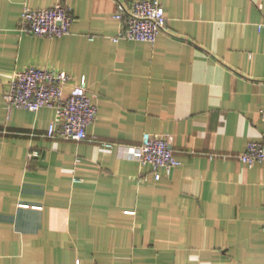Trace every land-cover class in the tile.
Returning <instances> with one entry per match:
<instances>
[{
	"label": "crops",
	"instance_id": "1",
	"mask_svg": "<svg viewBox=\"0 0 264 264\" xmlns=\"http://www.w3.org/2000/svg\"><path fill=\"white\" fill-rule=\"evenodd\" d=\"M65 1L70 34L46 38L22 14L58 0H0V264H264V163L238 158L264 141V1L159 0L154 45L114 39L138 0ZM28 67L86 80V140L48 137L54 109L7 112ZM146 132L174 137L160 180L128 152Z\"/></svg>",
	"mask_w": 264,
	"mask_h": 264
},
{
	"label": "built area",
	"instance_id": "2",
	"mask_svg": "<svg viewBox=\"0 0 264 264\" xmlns=\"http://www.w3.org/2000/svg\"><path fill=\"white\" fill-rule=\"evenodd\" d=\"M264 1V0H262ZM115 17L124 27L114 38L115 41H141L154 45L160 33L167 30V17L164 6L159 0H138L131 3L117 2ZM74 16L65 0L49 8L34 9L26 6L22 14L21 30L31 35L46 38H61L71 32ZM264 28V23L259 29ZM71 76L61 70L41 67H28L17 71L7 83L4 92L5 108L8 113L13 109H26L37 112L51 108L56 119L50 125L47 135L68 141H84L87 129L95 122L98 106L85 79L66 93ZM264 122V105L261 109ZM171 134H152L146 132L139 146H130L131 158L142 165H150L156 180L162 178L161 169L169 175L180 164L173 148ZM111 147V143H104ZM248 166L264 163V141H252L245 152L238 156Z\"/></svg>",
	"mask_w": 264,
	"mask_h": 264
}]
</instances>
